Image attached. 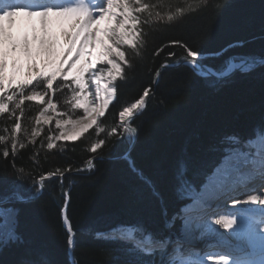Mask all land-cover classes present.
<instances>
[{
    "label": "trees",
    "instance_id": "1",
    "mask_svg": "<svg viewBox=\"0 0 264 264\" xmlns=\"http://www.w3.org/2000/svg\"><path fill=\"white\" fill-rule=\"evenodd\" d=\"M146 2L160 5L155 10L161 15L177 7L192 8L173 21L153 19L142 24L144 44L137 50L124 49L130 64L123 65L125 74L115 82L116 99L98 121L105 131L97 133L94 125L77 141H52L56 148L48 149L47 137L59 130L44 125L36 144L25 141V149L18 150L14 161L11 154L7 160L0 156V195L20 186L36 196L41 176L60 173L45 179L44 191L35 199L14 205L19 209L17 231L24 243L0 247V264H20L35 258L38 250L47 253L51 264H123L126 247L96 233L118 222L142 220L151 232L166 234V220L183 203L175 191L178 161L187 163L191 184L199 183L219 162L228 144L226 136L245 138L264 123L256 121L264 116V64L250 73L235 72L214 87L209 86L213 76H203L187 64L163 67L185 60L187 48L200 51L204 58L199 59L217 71L235 54L264 57V0ZM234 41L245 43L211 55ZM145 89L149 90L146 107L131 120L138 130L133 143V135L123 132L119 111L135 103ZM66 91L53 98L60 110L70 108L64 104ZM25 104L22 128L29 126L40 107L36 102ZM11 126L12 118L0 114V135L10 136ZM113 127L117 132L110 135ZM99 139L104 143L91 152ZM3 148L0 144V151ZM132 162L151 179L163 205L130 167ZM66 202L75 238L73 261L70 233L62 218ZM162 208L167 209V217Z\"/></svg>",
    "mask_w": 264,
    "mask_h": 264
},
{
    "label": "snow or ice",
    "instance_id": "2",
    "mask_svg": "<svg viewBox=\"0 0 264 264\" xmlns=\"http://www.w3.org/2000/svg\"><path fill=\"white\" fill-rule=\"evenodd\" d=\"M157 7L160 5L146 0H0V114L12 118V126L8 129L11 135H0V144L4 145L0 156L7 160L11 154L14 161L18 150L25 149V141L35 145L43 126L52 125L54 120L59 135L47 137L48 149L56 148L52 142L54 139L77 141L94 125L97 133L104 132L97 121L105 117L116 97L115 82L125 74L122 65L130 64L124 49L137 50L144 44L141 39L142 24L153 19L173 21L183 16L192 5L188 9L177 7L167 15H161L160 11L155 10ZM244 43L234 41L226 49L211 55H222L227 49L243 47ZM198 57L201 60L204 58L200 51L187 48L184 62L205 75L198 65ZM258 63L264 64V59L249 54H235L221 70H213L214 79L209 86L214 87L235 72L250 73ZM89 85H94V91ZM65 89L70 90V96L64 100L70 110L58 111L52 97ZM90 96L93 99L90 100ZM148 96L149 90L145 89L135 103L119 111V119L124 121L125 117L131 118L134 110L145 105L144 98ZM26 101L36 102L40 107L29 126L22 128ZM77 109H82V114L75 117ZM121 127L125 134H135V129L130 126ZM256 130L253 129L254 134ZM116 132L117 129L113 127L109 134L114 135ZM224 139L237 146L224 148L225 155L221 163L205 175L199 189L186 177L187 163L183 159L178 161L174 173L175 191L180 198H189L191 203L165 222V228L171 229L187 208L199 214L184 217V229L203 228L201 237L214 233L220 239L207 244L206 247L211 250L201 254L191 247L181 246L179 241L175 242V247H171L174 243L171 237L151 232L142 220L118 222L104 231H98L96 235L108 240H121L129 245L123 249L127 257L123 264H157L151 258L157 251L169 257V264H264V237L260 241L259 258L255 249L237 255L238 249L232 247L228 238L217 233L212 223L205 219L209 201L238 189L244 190L247 199H236L235 204L264 206V132L242 142L236 135ZM103 143L104 140H97L91 152L95 153ZM88 163L91 165L92 161ZM130 167L152 187L153 195L163 205V198L155 190L151 179L144 177L135 168L134 162ZM20 171L23 172V169ZM59 174L57 170L56 174L48 172L46 177L41 176L36 189L43 187L46 178ZM257 187L260 188L259 194H252ZM32 199L35 196L20 186H14L11 191L0 195V247L24 243L17 231L19 209L14 205L28 203ZM162 214L167 217L166 208H162ZM241 215L244 216L243 231L251 240L255 233L253 225L264 223V211L250 209ZM237 224L236 214L224 215L215 220V225L224 230H232ZM232 236L238 238V233L233 232ZM20 264L51 262L45 251L38 250L35 258L22 260ZM160 264H164L163 259Z\"/></svg>",
    "mask_w": 264,
    "mask_h": 264
},
{
    "label": "bare ground",
    "instance_id": "3",
    "mask_svg": "<svg viewBox=\"0 0 264 264\" xmlns=\"http://www.w3.org/2000/svg\"><path fill=\"white\" fill-rule=\"evenodd\" d=\"M17 20L19 21V18H17ZM198 65L202 69H205L206 71H208L210 73L213 70H215L212 67L206 68L200 63H198ZM93 87H94V85H93ZM128 120H129V118L125 117L124 121L126 123L128 122ZM256 183L258 184L259 182L257 181ZM243 193H244L243 189H238L236 192L229 193L226 196H221L219 199H216V202L214 200L209 201L208 202L209 207L206 209L205 219L209 220L212 223V225L216 229L217 233H221L225 237L228 238L229 244L232 247H235L238 249L237 255H243L244 253L252 252L255 249V252L257 253V258H259L260 241H261V238L264 237V223L253 225L255 233H254V238L250 240L248 238L247 234L243 231L244 216L241 215V213L244 211L250 210V209L251 210H257V211H264V206L251 205V204H249V205L235 204L234 202H232L231 204H235L232 206L234 208V212H232V214L237 215L238 224L236 226H234V228L232 230H224V229L220 228V226L215 225L216 219H218L224 215H229L228 212H223V208L221 205L222 201L225 198H231L228 200H233L232 198H234V197H231L232 195L233 196L237 195L240 197V199H247V195L243 194ZM252 194H259L258 187L256 188V190ZM212 208H216V209L220 210V212L216 216L210 215L209 212ZM185 212H186L185 217H194V216L199 214L196 211L189 210L187 208L185 209ZM63 214H64V217L67 218L65 213H63ZM232 214H230V215H232ZM66 222L68 224V219L66 220ZM194 223H196V222L194 221ZM202 231H203V228L193 227L191 230H186L183 227V231L180 234L172 236L171 239L173 240L174 243L171 245V247H173V245L175 244L176 241H179L181 246L191 247L192 249L199 251L201 254H203L207 251H210L211 249L206 247V245L209 243H213V242L217 241L218 239H220V237L214 233L213 234H206L203 237H201ZM233 232L238 233V238L232 236ZM158 252L159 251H157V253ZM162 259H163L164 263H168L169 257L167 255H162Z\"/></svg>",
    "mask_w": 264,
    "mask_h": 264
},
{
    "label": "rangeland",
    "instance_id": "4",
    "mask_svg": "<svg viewBox=\"0 0 264 264\" xmlns=\"http://www.w3.org/2000/svg\"><path fill=\"white\" fill-rule=\"evenodd\" d=\"M199 58V57H198ZM123 66V65H122ZM196 69V68H195ZM204 70V72H205V75H208L210 72H208V71H206L205 69H203ZM199 73H200V71H199ZM93 87V86H92ZM92 90H94V88L92 89ZM67 93L69 94V96H70V90H68L67 89ZM54 97H52V99H53ZM89 99L91 100V99H93V97L92 96H90L89 97ZM53 101L55 102V99H53ZM57 103V109H58V111H69L70 110V108H66V109H63V110H60L59 109V102H56ZM97 103H98V101H97ZM146 104H147V100H146ZM146 104L141 108V109H136V110H134V112H133V116H136V112H138V114L139 113H141L142 111H143V109L146 107ZM107 112V111H106ZM82 114V109H77L76 110V112L74 113V116L75 117H78L79 115H81ZM53 115H55V114H53ZM132 116V117H133ZM129 119H131V118H129ZM120 120V119H119ZM98 121H99V119H98ZM98 121H97V123H98ZM120 122L123 124V125H126L127 123L125 122V121H121L120 120ZM126 123V124H125ZM48 126V128L50 129V125H47ZM127 126V125H126ZM53 127H55V120L53 121ZM52 127V128H53ZM263 128V127H262ZM257 130L258 129H261V127L259 126V127H257L256 128ZM256 130V131H257ZM258 131H261V130H258ZM258 131H257V133H258ZM262 132H264V129H262V131H261V133ZM256 133V134H257ZM260 133V134H261ZM59 135V132L57 133V134H53V135H51V136H53V137H56V136H58ZM54 142H56L57 141V139H54L53 140ZM229 142V141H228ZM225 145H227V147H235V146H237V145H234V144H232V143H230V145L228 146V144H225ZM223 153H224V151H223ZM225 155V153L223 154V156ZM221 160H222V158H221ZM221 160H220V162H218L216 165H218L219 163H221ZM199 189V188H198ZM233 196V195H232ZM226 205H227V203H225V200L223 201V204H222V206H223V208H224V206L226 207ZM186 209V208H185ZM209 214V213H208ZM179 220V224H180V230L179 231H175V230H170V233L167 235L168 237H170V236H173V235H178V234H180L182 231H183V226H182V218H180V219H178ZM152 259H155L156 261H157V264H160V261L162 260V255H161V253L160 252H158L157 254L155 253L154 255H153V257H151ZM168 263H169V260H168ZM168 263H164V264H168Z\"/></svg>",
    "mask_w": 264,
    "mask_h": 264
},
{
    "label": "water",
    "instance_id": "5",
    "mask_svg": "<svg viewBox=\"0 0 264 264\" xmlns=\"http://www.w3.org/2000/svg\"><path fill=\"white\" fill-rule=\"evenodd\" d=\"M198 62L201 63V61H199V60H198ZM180 63H183V62H180ZM180 63H179V64H180ZM204 65H205V64H204ZM164 66L167 67V66H170V65H166V64H164ZM256 121H257V122H258V121H264V116H262L261 118H258ZM130 127H131V128H134V127H132V126H130ZM134 129H135V137H134V140H136V138H137V134H138V131H137L136 128H134ZM45 177H46V176H45ZM42 189H44V186L42 187ZM39 195H40V194H39Z\"/></svg>",
    "mask_w": 264,
    "mask_h": 264
}]
</instances>
